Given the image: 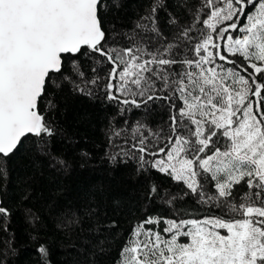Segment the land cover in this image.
<instances>
[{
  "label": "snow or ice",
  "instance_id": "obj_1",
  "mask_svg": "<svg viewBox=\"0 0 264 264\" xmlns=\"http://www.w3.org/2000/svg\"><path fill=\"white\" fill-rule=\"evenodd\" d=\"M122 7L0 0V180L16 153L41 164L37 175L43 160L67 174L54 145L73 138L57 117L85 98L108 120L104 158L133 163L137 187L109 201L127 231L113 234L118 221L91 204L64 214L73 264H264V0H176L171 11L149 0L129 22ZM133 110L143 119L129 123ZM28 211L37 264H53L43 218ZM13 214L0 200V232Z\"/></svg>",
  "mask_w": 264,
  "mask_h": 264
},
{
  "label": "trees",
  "instance_id": "obj_2",
  "mask_svg": "<svg viewBox=\"0 0 264 264\" xmlns=\"http://www.w3.org/2000/svg\"><path fill=\"white\" fill-rule=\"evenodd\" d=\"M123 7L118 15L129 22L136 18L137 13L143 14L149 0H122ZM176 0H168L169 10H173ZM160 23L164 24L166 12L158 13ZM62 111L58 114L61 125L66 130L67 136L73 138L72 143H67L61 138L55 142V151L63 155L71 165L70 171L65 174L48 168L47 160H43L42 175H37L41 168L38 163L36 168L29 167L27 156L16 153L8 164L9 177L7 181L0 180L1 200L4 205L13 209L11 226L8 232H0V253H3L4 264H37L39 259L36 246L29 238L32 231L28 216L35 213L43 218V229L46 239L52 248L51 259L53 264H73L76 253L68 248L69 238L65 230L59 227L64 214L77 209L83 211L86 206L100 208L101 221L116 220L118 227L112 229L116 234L120 230L127 231L131 228V221L125 216L113 214L109 201L112 196H131L132 189L137 184L129 178L135 165L129 162L112 166L104 153L108 149L106 126L108 120L98 104H92L85 98H70L66 104L61 105ZM109 114L114 109H109ZM164 113L160 110L153 113V118L160 121ZM143 119L140 110H133L129 114V123ZM76 141H79L78 143ZM90 153L87 160L80 155L81 151ZM157 179H164L161 176ZM30 198L25 200L24 196ZM108 208L107 217L104 208ZM163 211V209H161ZM88 228V224H85ZM15 237L13 244L15 252L7 251L8 237ZM96 240L97 237H90ZM68 253V255H66ZM115 252L112 253V256ZM100 264H110L111 256L98 257Z\"/></svg>",
  "mask_w": 264,
  "mask_h": 264
},
{
  "label": "water",
  "instance_id": "obj_3",
  "mask_svg": "<svg viewBox=\"0 0 264 264\" xmlns=\"http://www.w3.org/2000/svg\"><path fill=\"white\" fill-rule=\"evenodd\" d=\"M0 200H1V193H0Z\"/></svg>",
  "mask_w": 264,
  "mask_h": 264
}]
</instances>
